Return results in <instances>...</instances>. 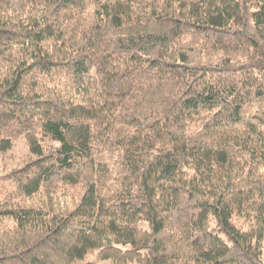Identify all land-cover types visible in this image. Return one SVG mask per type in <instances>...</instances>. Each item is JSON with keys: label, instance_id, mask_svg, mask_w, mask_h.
<instances>
[{"label": "trees", "instance_id": "16d2710c", "mask_svg": "<svg viewBox=\"0 0 264 264\" xmlns=\"http://www.w3.org/2000/svg\"><path fill=\"white\" fill-rule=\"evenodd\" d=\"M0 264H264V0H0Z\"/></svg>", "mask_w": 264, "mask_h": 264}, {"label": "rangeland", "instance_id": "374dc122", "mask_svg": "<svg viewBox=\"0 0 264 264\" xmlns=\"http://www.w3.org/2000/svg\"><path fill=\"white\" fill-rule=\"evenodd\" d=\"M30 154L26 140L21 137L15 141L11 150L0 154V177L9 172L12 168L20 166ZM91 260H96L98 264H112L110 261H101L96 254L90 256Z\"/></svg>", "mask_w": 264, "mask_h": 264}]
</instances>
